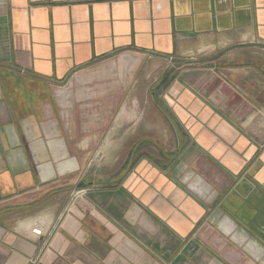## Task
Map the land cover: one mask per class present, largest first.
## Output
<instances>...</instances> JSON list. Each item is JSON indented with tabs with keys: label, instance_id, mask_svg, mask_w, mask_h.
Instances as JSON below:
<instances>
[{
	"label": "crops",
	"instance_id": "0c3cea01",
	"mask_svg": "<svg viewBox=\"0 0 264 264\" xmlns=\"http://www.w3.org/2000/svg\"><path fill=\"white\" fill-rule=\"evenodd\" d=\"M118 55L179 67L156 135L169 170L146 131L123 176L67 134L56 86ZM256 236L264 0H0V264H256Z\"/></svg>",
	"mask_w": 264,
	"mask_h": 264
},
{
	"label": "rangeland",
	"instance_id": "374dc122",
	"mask_svg": "<svg viewBox=\"0 0 264 264\" xmlns=\"http://www.w3.org/2000/svg\"><path fill=\"white\" fill-rule=\"evenodd\" d=\"M125 57H131L133 61L128 62ZM178 69L173 62L118 55L92 63L56 86L54 101L64 114L62 122L73 146L87 163L102 169L121 162L120 175L123 176L124 169L138 160L145 149L141 147L143 142L140 144L136 140L146 131L151 137V141H145L150 143L147 149L153 154L150 158L164 162L166 170L175 164L179 152L173 150L169 134L165 142H159L156 135L158 119L169 117L170 112L164 110L162 102L166 97V86ZM61 91L67 92L71 100ZM143 123L149 127H143ZM133 149L135 153H132ZM88 188H74L72 197L81 190L84 193L78 198L84 197ZM255 238L251 241L259 245L255 250L249 249L252 254L245 253L246 258L256 256L259 258L256 264H264V238Z\"/></svg>",
	"mask_w": 264,
	"mask_h": 264
},
{
	"label": "bare ground",
	"instance_id": "6f19581e",
	"mask_svg": "<svg viewBox=\"0 0 264 264\" xmlns=\"http://www.w3.org/2000/svg\"><path fill=\"white\" fill-rule=\"evenodd\" d=\"M124 59H126L128 62L133 61V59H132L131 57H125ZM62 90H63V89H62ZM60 93H61L66 99H67V98L69 99L70 95L67 94V92L61 91ZM69 100H71V99H69Z\"/></svg>",
	"mask_w": 264,
	"mask_h": 264
},
{
	"label": "built area",
	"instance_id": "2783aa9c",
	"mask_svg": "<svg viewBox=\"0 0 264 264\" xmlns=\"http://www.w3.org/2000/svg\"><path fill=\"white\" fill-rule=\"evenodd\" d=\"M84 193V191H78L77 194H75L76 196L74 197L75 199L79 197V195L81 196Z\"/></svg>",
	"mask_w": 264,
	"mask_h": 264
}]
</instances>
